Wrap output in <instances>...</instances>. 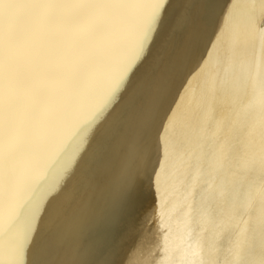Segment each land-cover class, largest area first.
<instances>
[{
    "label": "bare ground",
    "instance_id": "obj_1",
    "mask_svg": "<svg viewBox=\"0 0 264 264\" xmlns=\"http://www.w3.org/2000/svg\"><path fill=\"white\" fill-rule=\"evenodd\" d=\"M167 7L142 122L82 146L40 204L34 228L67 182L51 264H264V0Z\"/></svg>",
    "mask_w": 264,
    "mask_h": 264
},
{
    "label": "snow or ice",
    "instance_id": "obj_2",
    "mask_svg": "<svg viewBox=\"0 0 264 264\" xmlns=\"http://www.w3.org/2000/svg\"><path fill=\"white\" fill-rule=\"evenodd\" d=\"M168 4L0 0V264H51L45 225L67 182L34 228L40 204L82 146L81 163L107 155L142 122Z\"/></svg>",
    "mask_w": 264,
    "mask_h": 264
}]
</instances>
